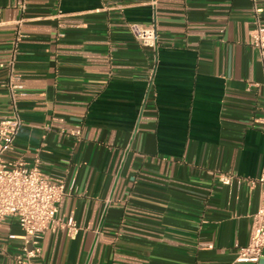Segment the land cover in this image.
<instances>
[{"label": "crops", "instance_id": "crops-1", "mask_svg": "<svg viewBox=\"0 0 264 264\" xmlns=\"http://www.w3.org/2000/svg\"><path fill=\"white\" fill-rule=\"evenodd\" d=\"M254 6L264 21V0H0V64L15 56L26 93L7 156L76 180L34 264H264L235 261L264 171ZM152 20L158 44L142 46L129 23ZM8 75L1 114L15 111ZM10 233L12 217L0 264H18Z\"/></svg>", "mask_w": 264, "mask_h": 264}, {"label": "built area", "instance_id": "built-area-1", "mask_svg": "<svg viewBox=\"0 0 264 264\" xmlns=\"http://www.w3.org/2000/svg\"><path fill=\"white\" fill-rule=\"evenodd\" d=\"M261 10L254 6L250 41L258 49L264 66V21L260 17ZM129 28L142 46H157L158 29L154 20L148 23L131 21ZM22 36L19 34L17 39ZM0 65L8 68L7 85L15 108L13 114L0 113V223L8 217L17 220L21 234H9L11 238L22 239L20 252L16 255L17 263L34 264V259L41 254V242L46 230L57 223L58 202L66 192L74 189L76 180L67 183L63 178L44 172L38 160L30 164L22 157L7 156L15 150L16 138L23 125V119L17 110V98L26 93L21 75L15 69V56ZM261 120L264 123V115ZM74 133L79 135L80 130H75ZM232 178L233 175L229 173H222L220 176L221 181L227 184L231 183ZM258 182L261 190L260 204L253 217L249 242L237 245L235 261L238 262H256L264 252V171ZM65 225L70 234L79 229L73 217H69Z\"/></svg>", "mask_w": 264, "mask_h": 264}]
</instances>
